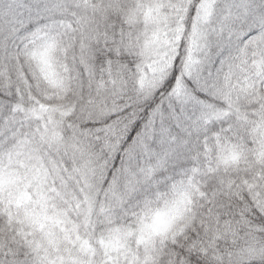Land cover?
<instances>
[{
	"label": "snow or ice",
	"instance_id": "snow-or-ice-1",
	"mask_svg": "<svg viewBox=\"0 0 264 264\" xmlns=\"http://www.w3.org/2000/svg\"><path fill=\"white\" fill-rule=\"evenodd\" d=\"M0 264H264V0H0Z\"/></svg>",
	"mask_w": 264,
	"mask_h": 264
}]
</instances>
